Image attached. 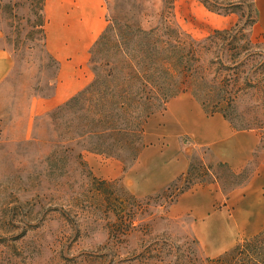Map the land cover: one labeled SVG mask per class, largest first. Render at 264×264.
I'll list each match as a JSON object with an SVG mask.
<instances>
[{
	"label": "rangeland",
	"instance_id": "374dc122",
	"mask_svg": "<svg viewBox=\"0 0 264 264\" xmlns=\"http://www.w3.org/2000/svg\"><path fill=\"white\" fill-rule=\"evenodd\" d=\"M213 1L220 5L219 13L199 0H174L171 17L160 0H148L145 7L156 17L152 23L169 17L198 41L215 30L237 37L234 44L206 41L210 49L204 58L212 72L222 64L239 65L241 89L231 92L236 96L231 116L238 128H247L236 132L252 135L241 138L245 146L258 139L257 148L242 155L218 144L226 135L217 122L204 120L192 96L171 100L164 112L148 120L145 147L134 164L82 152L62 127L57 137L49 114L58 106L50 105L59 87L75 96L93 80L89 52L106 26L104 0L100 5L96 0H57L56 9L63 5L64 10L50 15L46 0L47 45L60 63L55 88L49 84L55 68H49L42 53H13L19 20L0 17V47L12 60L0 85V264H212L264 228V142L259 144V132L249 130L264 126V34L257 27L253 0ZM74 15L81 24L77 39V29L67 21ZM64 37L75 40L63 43ZM234 53L238 55L231 60ZM255 84L258 88H250ZM58 142L59 151L71 147L66 164L48 161ZM188 161L194 167L188 181L170 190L171 183L161 187L186 171ZM218 162L236 173L246 169L248 179L230 191L236 179ZM210 164L213 169L205 172ZM188 187L193 191L181 194Z\"/></svg>",
	"mask_w": 264,
	"mask_h": 264
},
{
	"label": "trees",
	"instance_id": "16d2710c",
	"mask_svg": "<svg viewBox=\"0 0 264 264\" xmlns=\"http://www.w3.org/2000/svg\"><path fill=\"white\" fill-rule=\"evenodd\" d=\"M146 1L104 0L107 5L106 26L89 52L94 78L49 114L57 137L60 138L62 127L72 135L70 142L81 147L82 152L104 155L123 164L127 159L133 164L139 159L145 147L143 139L148 120L164 112L171 100L183 94L191 95L208 117L219 114L233 130H247L238 128L231 116L236 109V96L231 92L235 88L241 89L237 72L239 65L234 62L222 64L218 71L212 72L209 66H205L204 58L205 51L210 49L206 48V41L214 44L219 39L234 44L237 37L230 35L229 30H215L204 41H198L180 31L169 17L152 23L150 19L156 17L145 7ZM160 1L166 5L171 17L174 0ZM199 2L210 12H220L217 1ZM6 16L19 20L14 26L13 53L20 55L24 51L35 50L42 53L49 68H55L49 82L55 88L60 63L47 45L46 0H1L0 17ZM237 55H231V60ZM250 86L258 88L256 84ZM250 88L242 87L245 90ZM249 130L259 132V144L264 142V126ZM56 145L57 150L55 147L48 157L49 163L58 159L66 164L71 157V147L59 151L60 142ZM82 155L80 153L78 157L82 158ZM216 166L226 168L236 179L230 191L249 177L246 169L236 173L226 162H218ZM193 168L190 161L187 171L167 190L182 180L188 181L193 176ZM211 168L210 164L204 170L211 172ZM209 184L212 182L206 186ZM193 189L188 187L181 194ZM210 261L212 264H264V228Z\"/></svg>",
	"mask_w": 264,
	"mask_h": 264
},
{
	"label": "crops",
	"instance_id": "0c3cea01",
	"mask_svg": "<svg viewBox=\"0 0 264 264\" xmlns=\"http://www.w3.org/2000/svg\"><path fill=\"white\" fill-rule=\"evenodd\" d=\"M96 1H97V4H99V5L101 4V0H96ZM253 4H254L256 16H257L256 17L257 18V27L264 34V0H253ZM95 11H96L97 19H98V15H99L98 9H96ZM67 21L71 22V28L70 29L76 28L77 33H78V31L81 29V24L77 21V18H75V15L73 18H70V20L67 19ZM67 21H66V24H67ZM97 25L98 26H97L96 30H98V28H100L99 27V25H100L99 21H98ZM64 28H66V27H64ZM70 29H68V30H70ZM0 37H1V30H0ZM77 38L78 37H76V39ZM73 40H75V39L71 38V37L70 38L64 37L63 43H64V41H69V42L71 41L72 42ZM11 67H12V60H11L10 53L7 50L0 47V85L8 78V76L11 72V69H12ZM65 92H66V90L64 89V86H61V88L59 87L57 89V92L55 94L53 101H51L52 102L51 105L49 103L48 104L51 107L59 106L62 103H64L65 101H68L76 93V92H71L69 94H65ZM190 98H192L191 95L183 94V95L177 97L175 100H177V101H188V100H191ZM182 115H183L185 120L189 119L188 118V112H184ZM203 118H204V120H206L208 122L214 121L220 125V128H218L219 132L224 133L226 135V137L223 139V141L218 140V144H221V147L223 149L228 148L230 150H233V152H235V154L242 155L247 150H255V148H257V142H258L257 137H254L252 140L253 142L251 141L249 143V145L245 146L244 143L241 141V138L243 136H249V138H252L251 133L236 132L235 130L232 129L229 122L227 120H225V118H223V116L217 114V115L208 117L206 114H204ZM209 132L212 133V130H209ZM203 133L204 134L206 133V129L204 131H200V132L196 133L194 136L197 137L199 135H203ZM207 133H208V131H207ZM231 140H233L235 143L233 147H231V145H229V144H226L228 141H231ZM138 164H140V160H139ZM188 166H189V161H188ZM187 169H188V167H187ZM187 169H186V171H187ZM186 171H182L180 174H177L172 179H170V180L168 179L165 182H162L161 187L168 186L170 183L175 181L181 174L185 173Z\"/></svg>",
	"mask_w": 264,
	"mask_h": 264
},
{
	"label": "bare ground",
	"instance_id": "6f19581e",
	"mask_svg": "<svg viewBox=\"0 0 264 264\" xmlns=\"http://www.w3.org/2000/svg\"><path fill=\"white\" fill-rule=\"evenodd\" d=\"M59 2V1H58ZM62 2V0H61ZM62 5V4H61ZM60 6V5H59ZM58 4H57V0H47V12L49 13H53V14H58L59 12H63L62 10V6H61V11L60 10H57L56 8H59ZM66 6V5H64ZM61 14V13H60ZM65 16V15H64ZM75 29V28H74ZM76 34V37H77V32L75 33Z\"/></svg>",
	"mask_w": 264,
	"mask_h": 264
}]
</instances>
